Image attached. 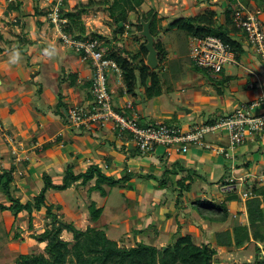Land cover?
<instances>
[{"label":"rangeland","instance_id":"374dc122","mask_svg":"<svg viewBox=\"0 0 264 264\" xmlns=\"http://www.w3.org/2000/svg\"><path fill=\"white\" fill-rule=\"evenodd\" d=\"M14 1L21 2L19 11L9 10L8 5ZM51 2L52 0H0V35L2 36L0 40V48L2 49L0 53V80L2 82L0 85V111L8 115L11 113L9 110L11 107L13 108L12 111H18L16 114L21 119L25 117L27 122L35 119V112L38 113L37 119L42 118L43 114L36 109L39 107L47 110L44 115H50L52 120L58 119L54 115V110L60 94L59 85L64 94L63 102L66 105L65 110L71 106H82V102L84 101L81 100V89L79 87L71 88L67 83H60L62 74L75 73L78 83L81 82L82 84L91 78L88 73V70H91L90 66L82 62L80 57L71 48L65 46L59 40L61 30L49 22L48 14L52 8ZM101 2L102 0H65L63 10L70 12L89 6L87 12L81 15V21L83 22L86 34L102 36L104 38L103 47L106 51L112 46L117 45L122 46L131 54H134L138 49V44L135 41L138 16L146 15L152 10L155 12L156 26L159 32L158 38L162 41L166 36L168 24L180 17L201 14L209 9L218 12L217 21L221 23L223 17L219 14L220 11L222 12V6L226 3L223 0H217L216 2L213 0H144L138 14H129V27H125L121 34L119 32L120 25H114L107 15L105 6H102ZM258 5H261V8L264 9L263 0H259ZM35 12H42L45 16H35ZM238 34H235L234 37L237 38L236 35ZM239 38L244 42L246 41L242 33L239 34ZM166 47V50H168L167 61L176 58L170 52V46ZM166 62L162 65L163 69L160 68L162 80H166L169 77L167 76L168 73H170L166 74L167 69H164L168 64ZM225 69L226 72L231 71L233 74L236 73V67L227 65ZM183 71L186 72V75L185 79L181 82L172 81L174 80L173 78H171L170 82L161 81L162 93L157 98L147 100L143 97L142 88H137L136 99L141 98L146 102L145 104H149V108L146 106L145 108L149 112L150 117L142 124L143 126L163 123L184 129L195 127L214 114L216 105L213 104L219 103L218 105H222L219 108L224 113L230 112L232 107H234L231 92L223 83V75H214L206 70L196 73L189 64L185 65ZM171 73L169 74L170 77L173 76ZM84 76H88V78ZM213 82H216L217 85ZM198 95H203L207 98L213 97L209 99L210 105H206V107L197 106L196 103L192 102V99ZM85 96L86 94H84V98L86 99ZM236 97H240L239 94H236ZM240 98L243 100L244 96ZM197 107L198 109H195ZM188 111L193 112L188 113ZM5 121H8V119H5ZM68 125L70 124L68 123ZM107 125L111 127L110 124ZM2 129L0 133L1 135L3 134L1 139L3 136L6 138L4 126H2ZM98 130L105 132V130L109 129L108 127H100L99 123H93L86 130L90 135H86L94 139L95 133H99ZM122 136L125 138L127 133ZM213 137L215 135L211 134L206 139L209 141ZM18 138L20 141H23V135L18 136ZM119 138L121 137L119 136ZM98 139L96 141L100 143V140H102L101 136ZM103 140L105 141L106 139L104 138ZM84 142L87 141H83V144ZM107 147L108 145L106 144L103 148L106 149ZM131 149H134V146L130 143L128 146L129 152ZM52 154L50 153L49 156ZM34 163H36L35 165L38 164L39 167L37 160ZM99 163L105 175L110 176L114 174L113 178L115 179L121 177L120 175H116L115 172L112 173L111 170L113 169H106L102 161ZM121 166H123V169L127 167L126 164H122ZM40 169L46 170L45 172H47V175L50 176L54 184L61 182L64 172L60 166ZM81 169L83 170L84 168ZM41 170L39 168L35 170L38 175L35 179L37 183L34 189L29 191L26 188L23 189L25 194L23 193L24 198L21 197L22 199H20L21 203H25L26 196L31 198L40 192L43 187ZM215 170L223 173V169L221 168H216ZM73 172L75 174L79 173L74 169ZM154 173L156 176H159L160 171H155ZM198 173L205 177L202 171L198 170ZM218 178L219 176L213 180L206 178V181L209 182L201 186L200 184L202 183L198 181L193 186L192 191L186 194L185 201H191L196 196H199L201 199L213 198L214 195L215 198L216 196L224 197L221 196L219 187L225 183H218ZM142 180L136 178V182L134 183L138 190L136 196H139L136 199L138 200L137 207L134 206L133 202L125 199L124 195L129 194L125 187H111L105 184L102 186L107 193L105 197L100 196L98 192H93L88 196L87 190L94 185V181H91L86 186H80L78 183L74 184L62 192L48 190L45 195V204L53 206V208L60 206V210L54 209V213L60 222L72 223L77 229L85 230L87 227L94 226L89 219L87 210V205L92 200L95 202L96 207L103 208V213L95 226L106 230L107 237L115 240L119 246L131 247L137 242L143 241L151 243L158 248L165 247L170 243L174 234L175 225L172 220H167L166 214H176L174 209L175 194H169L168 189L165 191L150 189L151 187L143 184ZM164 193H166V199L162 197ZM131 196L132 194H129V198ZM161 202L164 203L161 206L162 208L158 209L157 214L156 212L153 213L154 209L158 207V203ZM184 206H187L186 203H184ZM180 214L185 217V221H182L183 230L181 234H192L197 244L201 241L204 242L205 236L211 238V234L216 229H223L226 225H229L226 227L230 228L229 221L223 225H213L214 229H206L207 225L197 220V217L193 213H190L188 208L182 210ZM11 220L1 219L0 222V264H15V260L20 254L44 253L45 243L39 242L36 236L42 234L46 227L49 228V221L45 217V209L34 212L30 223L27 215L18 216L14 221ZM153 225L157 228V232L151 234V231V233L147 232V228L150 229ZM202 226H205L203 236L200 233ZM138 230L141 231L139 232ZM15 233L19 237L15 238ZM61 238L69 242L72 241V237L69 234L63 233ZM207 241L209 242V240ZM208 242L205 241V243ZM216 252L218 258L214 259V264H240L253 260V251L248 249L228 251L216 248ZM262 256L264 257V252Z\"/></svg>","mask_w":264,"mask_h":264},{"label":"trees","instance_id":"16d2710c","mask_svg":"<svg viewBox=\"0 0 264 264\" xmlns=\"http://www.w3.org/2000/svg\"><path fill=\"white\" fill-rule=\"evenodd\" d=\"M210 1V0H207ZM65 0H63L64 4ZM144 0H102L101 5L105 6L107 15L114 23L119 26V32L122 34L128 23L129 14H138ZM93 3V2H92ZM20 1L10 2L9 10L19 11ZM89 6L75 9L73 11L60 10V17L66 19V23L62 25L61 32L70 38L76 40H97L103 46L104 38L100 35L86 34L81 15L85 14ZM217 14L214 10H205L201 14H196L189 17H180L168 24V29L165 38L161 41L159 32L156 26V14L149 11L146 15L137 17L136 38L138 49L134 54H131L122 46H112L106 51L105 57L113 60L121 71V77L118 80L115 73L110 72L107 78L108 88L113 90V97H121L124 92L127 95L134 96L137 88H142L143 97L147 100L157 98L161 95V81L181 82L185 79L186 72L183 71L185 65L189 64L194 72L199 73L203 69L196 67L188 58V39L189 38H205L208 36L217 37L224 43L228 44L233 53L236 55L241 53L239 43L234 39V35L240 33L235 28L232 22V7L226 4L220 14L223 21H217ZM35 16H45L42 12H35ZM152 17L150 24V33L154 37L155 49L158 52V65L155 70H150L145 65L147 51L144 48L145 40L139 35L141 31L140 18L148 21ZM129 27V26H128ZM2 36L0 35V40ZM170 46V52L176 58L167 61L168 50L166 46ZM2 49L0 48V53ZM167 61V62H166ZM164 62L168 63L166 80H162L160 68ZM88 64V63H87ZM89 65V64H88ZM179 71V73H178ZM91 79V78H90ZM86 80L82 84L78 83L75 73L62 74L60 83H67L69 87H79L86 92L87 99L91 102L93 97L90 94L91 80ZM211 81V80H209ZM59 83V84H60ZM81 83V84H80ZM217 85L216 82H213ZM60 94L55 105L54 115L65 126L70 124L66 117L65 103ZM72 107V106H71ZM115 109V108H114ZM117 113L125 117V111L115 109ZM216 120L209 121L206 124H213ZM138 125L143 127L141 123ZM77 129V128H76ZM81 133H86L84 127L78 128ZM89 133V132H88ZM128 136V135H127ZM121 137L124 141H130L128 136ZM94 139H98L95 138ZM59 137L55 143H59ZM99 140V139H98ZM207 141V139H205ZM98 142V141H97ZM99 143V142H98ZM101 147L110 145L100 140ZM50 144H45L43 149L48 148ZM119 152V150H117ZM262 153L263 150L258 148ZM141 153L137 149H131L127 158L132 159L140 157ZM108 165L111 158H107ZM162 171L159 176L154 174H145L143 176H135L132 172H125L120 178L115 179L112 176L105 175L101 168L97 165H89L85 172L75 174L71 165H66L63 177L59 184H54L47 174H42L43 187L36 196H32L25 203H21L20 199L15 197L17 190L12 186L14 167L3 169L0 171V194L5 198L6 204H0V214H10L15 220L18 216L27 215L29 223L34 212H39L45 209V217L49 221V228L45 230L36 239L39 242L45 243L44 253L42 254H20L15 260V264H214V257L217 252L215 248L209 244L201 242L196 243L194 236L190 234L182 235L183 222L185 217L180 214L184 209H189L197 220L202 221L207 225L208 229H213V225H223L227 222H232V226L226 229H220L214 232V245L218 248L226 250L248 249L253 251V260L251 262H243L240 264H264V185L255 183L249 184V181L244 180L242 190L250 193L251 197L246 200L244 207L246 211L247 225L239 220L234 219L229 211L228 204L232 202L240 203V196L237 191L224 194L222 201H217L212 197L201 199L196 196L191 201L186 202V194L192 191V188L197 184L198 180L205 182L206 179L198 170L187 168L183 162L175 161L169 163L162 158ZM247 165V166H246ZM250 164L234 165V173L238 176L239 168H248ZM26 166V163L24 164ZM225 177L218 180L221 184L227 183L226 180L231 176V168H227ZM176 177L175 181L173 178ZM140 178L156 183L154 189L165 191L168 189L169 194L174 196V209L176 214H166V218L172 219L176 230L171 238L170 243L165 247H156L151 243L143 241L137 242L131 247L119 246L116 241L109 239L106 235V230L96 227L95 224L99 221L102 215L103 208L96 207L94 201L90 200L87 205L89 219L94 224L92 227H87L85 230L77 229L72 223H63L55 215L54 209L60 210V206H47L45 204V195L48 190L58 192L69 189L74 184L86 186L91 181L94 185L89 187L87 195L90 196L93 192H98L100 196L105 197L106 191L103 185L108 184L111 187H126L127 183L132 179ZM205 180V181H202ZM166 193L162 195L166 199ZM222 196V195H221ZM202 197V196H201ZM186 203L187 206H184ZM164 205L163 202L158 203V207ZM236 218V217H235ZM150 231L156 233V227H150ZM69 234L72 241H66L61 238V235ZM19 237L15 233V238Z\"/></svg>","mask_w":264,"mask_h":264},{"label":"crops","instance_id":"0c3cea01","mask_svg":"<svg viewBox=\"0 0 264 264\" xmlns=\"http://www.w3.org/2000/svg\"><path fill=\"white\" fill-rule=\"evenodd\" d=\"M258 2L259 0H249V4L252 8H257L262 11V20L264 22V9L261 8V5H258ZM225 6L226 4H224L222 7L225 8ZM223 8L221 10H223ZM239 34L236 35L237 38L234 37V39L239 43L241 53L236 55V65H229L231 67H236V73L233 74L231 73V71L226 72L225 68L220 73L221 75H223L224 85L229 88L231 92L230 94L233 98L234 107H232L230 112H232L236 107H238L242 103H248L259 97H264V64L259 58V56L254 52V50L248 45V43L246 41H242L239 38ZM88 71L90 77L91 70L89 69ZM84 77L88 78V76ZM1 84L2 82L0 80V85ZM81 91V100L84 101L82 102V106L88 107L91 104V101L87 99V96H85V99L84 94H86V92H84L83 90ZM236 94H239L240 97L244 96V99L242 100L240 97H236ZM61 95L64 96L62 88ZM136 96V94L134 96H130L125 94L124 92L121 97L112 98V105L115 109L125 111V113L127 114L125 118L136 119L137 122L143 124L150 117L149 112H147L145 108V106L149 108V104H145L146 102L143 101V99L141 98L136 99ZM211 98L213 97L207 98L203 95H198L197 97L192 99V102L196 103L197 106L201 105L206 107V105H210L209 99ZM218 104L219 103L213 104L216 105L214 114H212L210 118H208L206 121H203L201 124H206L209 121L217 120L220 116H224L230 113H224L220 111L221 109L219 108V106L222 105ZM36 109L38 112L43 114V116L42 118L37 119L36 116L38 115V113L35 112V119L31 120L30 122H27L25 117L24 119H21V117L16 114L18 111H12L13 108L11 107L9 109L11 113H9L8 115H5L4 112L0 111V133L3 130L2 126H4L6 132L4 134L6 138L3 136V138L1 139V136L3 134H0V171L3 169H8L11 166L14 167L15 171L13 173L14 180L12 186L17 190L15 197L19 199L24 198V188H26L27 191L34 189L37 183L35 179L38 175L35 170L38 168L39 170H41L40 168H53L54 166H60L62 171L64 172L66 165H71L74 170H77L79 173H83V171H86L89 165H97L99 168H101V164L99 163L100 161L103 162L106 169H113L111 170L112 173L115 172L118 176H122L125 172H132L133 174H135V176H143L148 173L152 174L155 171H160L161 173L163 167L160 161H162L163 158L167 160L170 164L175 161H180L183 162L187 168L202 171V173L205 175V179L208 178L209 180H213L217 176H219L218 179H221L223 177H225L224 179H226L227 176L225 175L227 172V168H231L232 163L236 166L240 165L241 163H249L250 165L248 166V168H239L240 170L238 171L237 175L245 176L246 179L249 181V184L255 183L260 186L264 185V181L259 182L260 174L264 170V135L259 138L248 139L242 147H239L233 152L232 159L221 158L219 156H215V154L211 152L195 148H191L186 155L182 156H167L163 148H158L153 154L145 156L141 155L140 157L128 159V146L131 142L124 141L123 139L119 138L117 132L114 131L111 127H109L107 124L100 125V127H108L109 130H105V132L98 130L99 133H95V138L101 136L102 139H106L105 143L110 144V147L108 146L109 148L107 147L106 149H104L95 139H92L90 136H87L90 135L88 132L81 133L79 129H76L71 125L65 126L61 123L60 120H52V117H50V115H44L47 110H44L40 107ZM195 109H198V107ZM192 112L193 111H188V113ZM5 119H8V121H5ZM5 127H7L8 129ZM21 135H23V141H20L18 138V136ZM57 137H59L60 139L59 143H55ZM83 141L87 142H84L83 144ZM208 142H216L222 145L226 144L224 138L218 140L213 137L210 138ZM45 144H50V146L48 148L43 149V146ZM258 148L263 150L262 153L258 151ZM117 150H121V152H118ZM50 153L53 154L49 156ZM107 158H111V162L109 165L106 162ZM36 160L37 163H39V167L38 164L35 165L36 163H34V161ZM25 163L26 166H24ZM122 164H126L127 167L123 169V166H121ZM81 168L84 169L82 170ZM216 168L223 169V173H219V171L215 170ZM43 171L44 170H41L42 174H47V172H45L46 170L44 172ZM113 175L111 174L110 176L113 177ZM175 178L176 177L173 178V181H175ZM198 181L202 183L200 184V186L209 182H201L200 180ZM135 182L136 178L132 179L127 183L125 188L128 190L129 194H132V196L129 198L128 194L126 196L124 195V197L127 201L130 200L131 202H133L134 206L137 207L138 200L136 199L139 196H136L138 190L135 187ZM141 182L143 184L149 185L147 187H151L150 189H154V187H156V183L152 181L142 180ZM25 198V202L30 199L29 196H26ZM213 198H215V195ZM223 198L224 197L216 196L215 200L218 199L217 201H222ZM0 204H6L5 198L2 197L1 194ZM160 207L161 206L156 207L153 213L156 212L157 214V212L159 211L158 209ZM228 208L230 213L232 215H235L236 218L234 217V219L236 221L239 220L243 224L247 225L246 211L243 203L235 201L228 204ZM1 219H12L11 221H14L13 217L10 214L6 213L0 214V222ZM167 220L171 221L172 219ZM229 224L232 226L233 223L229 222ZM226 226L223 229H226ZM147 229V232L151 233L150 229ZM200 229V233L203 236V230L205 229V226H202ZM206 229H208V227ZM175 230L176 227L174 226V232ZM138 231L140 232L141 230ZM214 231H217V229ZM211 235V238H208L207 236H205L204 238L206 242H208L207 240H209L207 244H209L210 247L215 249L217 248L221 250H226L225 248L215 247L214 232ZM205 241L201 242L205 243ZM201 242H199V244ZM215 258H218L217 254L214 259Z\"/></svg>","mask_w":264,"mask_h":264},{"label":"built area","instance_id":"2783aa9c","mask_svg":"<svg viewBox=\"0 0 264 264\" xmlns=\"http://www.w3.org/2000/svg\"><path fill=\"white\" fill-rule=\"evenodd\" d=\"M216 2L217 0H213ZM232 7V22L242 33L248 45L264 64V24L262 11L252 8L249 0H223ZM48 14L49 22L61 30L66 19L60 17L63 0H52ZM128 28V25L125 26ZM60 41L71 48L91 68L90 94L93 101L88 107L72 106L66 109V117L74 128H87L93 123L110 124L122 137L125 133L141 155L153 154L163 148L167 156L186 155L191 148L211 152L215 156L232 159L233 152L242 147L248 139L264 135V97L248 103H242L230 114L219 117L213 124H200L195 127L181 128L163 123L139 126L136 119H128L117 113L112 105L113 90L108 88L107 78L110 72L118 80L121 71L116 63L105 57L106 49L97 40H76L61 32ZM189 59L198 68L211 74H220L225 66L236 65V57L231 47L217 37L189 38ZM215 139L224 138L225 145L206 141L208 135ZM245 176H236L234 164H231V176L226 184L219 187L221 195L237 191L240 202L245 204L251 197L242 190ZM264 181V170L259 182ZM235 216V215H234Z\"/></svg>","mask_w":264,"mask_h":264},{"label":"water","instance_id":"95a60500","mask_svg":"<svg viewBox=\"0 0 264 264\" xmlns=\"http://www.w3.org/2000/svg\"><path fill=\"white\" fill-rule=\"evenodd\" d=\"M152 17L148 21H144L140 18L141 31L139 35L145 40L144 48L147 51L145 65L150 70H155L158 67V52L155 49L154 37L150 33V24Z\"/></svg>","mask_w":264,"mask_h":264}]
</instances>
